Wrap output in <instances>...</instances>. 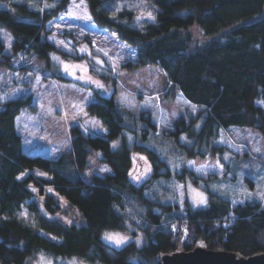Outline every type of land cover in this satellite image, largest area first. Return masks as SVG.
<instances>
[{
    "label": "trees",
    "instance_id": "obj_1",
    "mask_svg": "<svg viewBox=\"0 0 264 264\" xmlns=\"http://www.w3.org/2000/svg\"><path fill=\"white\" fill-rule=\"evenodd\" d=\"M149 1L154 19L135 21L136 0H85L96 25L115 30L133 47L136 64H157L171 85L200 106L196 142L217 137L220 127L230 124L251 126L264 135V0ZM41 3L0 0V29L12 38L11 52L5 53L0 37V64L9 65L12 54L19 52L48 57L55 49L46 36L47 23L70 0ZM98 97L87 109L100 118L105 135L84 134L72 125L71 150L56 158L22 149L15 118L22 109H36L31 95L8 99L0 107V264H34L39 251L53 258L76 256L90 264H160V252L187 251L201 242L243 256L264 251V199L233 203L207 189L206 204H192L187 197L181 206L159 200L152 184L170 178L166 162L152 148L127 139L126 117L113 97ZM140 118L146 139V131H155L156 124L144 111ZM118 136L121 143L113 148L111 140ZM92 149L100 151L112 172L86 180L79 171L87 166ZM143 152L153 165H145ZM35 167L51 178L34 174ZM23 170L29 172L18 178ZM185 176L199 181L191 169L175 174L178 181ZM46 183L79 209L84 223L66 225L42 211L64 212L46 192ZM36 193L43 198L41 204ZM127 222L142 230L139 246L130 240L117 248L101 238L103 229H125Z\"/></svg>",
    "mask_w": 264,
    "mask_h": 264
},
{
    "label": "rangeland",
    "instance_id": "obj_2",
    "mask_svg": "<svg viewBox=\"0 0 264 264\" xmlns=\"http://www.w3.org/2000/svg\"><path fill=\"white\" fill-rule=\"evenodd\" d=\"M54 2L42 0L41 4L52 6ZM136 2L138 15L135 21L143 17L150 19L148 13L153 17L152 2ZM87 17L90 14L85 0H70L66 9L47 23L50 31L46 36L55 45L48 57L24 51L12 54L9 65L0 64V107L8 99L27 94L36 106L35 110L22 109L15 118L23 151L50 158L70 151L69 129L72 125L79 126L84 134L105 135L106 127L98 116L88 111L87 105L98 100V95L108 96L113 97L115 105L126 117L124 125L127 129L123 132L127 139L138 140L155 150L171 172L170 178L152 184L159 200H174L181 206L187 197L192 204L198 205L197 194L203 193L208 200L207 189L233 203L248 198L264 199V135L251 126L230 124L221 126L217 137L196 142L195 132L201 124L200 106L171 85L157 64H136L133 47L115 30L100 27ZM0 37L5 42V53H10L11 35L0 29ZM65 65L69 66L67 70ZM77 65L80 67H75ZM141 111L150 114L156 124L155 131H146V139ZM120 143L121 136L111 140L113 148ZM140 155L144 157L145 165H153L144 152ZM183 168L193 170L199 176L198 183L186 176L185 181H178L175 174ZM164 170L161 167V171ZM32 171L42 178H51V174L43 169L35 167ZM28 172L23 170L17 177L23 178ZM111 172L112 168L102 160L100 151L94 149L87 156V166L79 171L86 180L92 174ZM30 188L37 192V186L30 184ZM45 190L64 208V212L52 213L42 209L49 218L66 225L84 223L75 205L48 183ZM34 198L41 204V195L36 193ZM22 206L21 214H25V206ZM126 224L125 229H103L101 238L113 246L105 239L106 233L128 236V241L136 242L140 238L142 242V230L132 223ZM48 237L56 239L50 234ZM33 262L90 264L76 256L53 258L44 251H39Z\"/></svg>",
    "mask_w": 264,
    "mask_h": 264
},
{
    "label": "water",
    "instance_id": "obj_3",
    "mask_svg": "<svg viewBox=\"0 0 264 264\" xmlns=\"http://www.w3.org/2000/svg\"><path fill=\"white\" fill-rule=\"evenodd\" d=\"M160 264H264V251L243 256L228 250H214L197 245L187 251L160 252Z\"/></svg>",
    "mask_w": 264,
    "mask_h": 264
},
{
    "label": "snow or ice",
    "instance_id": "obj_4",
    "mask_svg": "<svg viewBox=\"0 0 264 264\" xmlns=\"http://www.w3.org/2000/svg\"><path fill=\"white\" fill-rule=\"evenodd\" d=\"M147 15H148V17L150 19H154V17L151 16V13H148ZM87 18L90 19V17H87ZM81 50L83 51L84 49H81ZM54 59H58V57H54ZM68 67H69L68 65H65V70H67ZM75 67H80V66L77 65ZM89 79H91V78L89 77ZM96 83H97V85L99 87H103V85L99 84V82H96ZM0 99H2V98H0ZM225 158H227V157H225ZM197 195L199 196L198 203H200V204H206L207 203V199L203 195V193H198ZM249 195H253V194L252 193H249ZM105 239L107 241L112 242L117 248H119V247L124 246L128 242L129 237L128 236L121 235L119 233H106L105 234ZM140 243H141L140 238H137L136 239V244L139 246ZM201 246H204L202 242H201Z\"/></svg>",
    "mask_w": 264,
    "mask_h": 264
}]
</instances>
